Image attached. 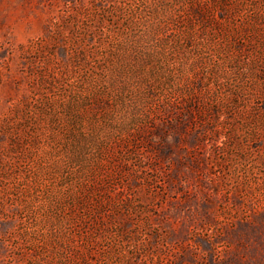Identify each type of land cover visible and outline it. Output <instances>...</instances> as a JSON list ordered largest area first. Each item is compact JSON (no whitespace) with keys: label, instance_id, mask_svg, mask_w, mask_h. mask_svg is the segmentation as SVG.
Returning a JSON list of instances; mask_svg holds the SVG:
<instances>
[{"label":"rangeland","instance_id":"1","mask_svg":"<svg viewBox=\"0 0 264 264\" xmlns=\"http://www.w3.org/2000/svg\"><path fill=\"white\" fill-rule=\"evenodd\" d=\"M0 264H264V0H0Z\"/></svg>","mask_w":264,"mask_h":264}]
</instances>
